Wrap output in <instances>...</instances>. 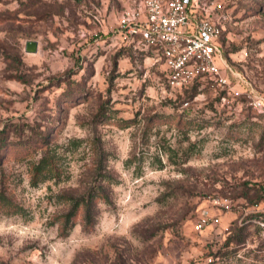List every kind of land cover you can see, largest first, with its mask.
<instances>
[{
	"label": "rangeland",
	"instance_id": "obj_1",
	"mask_svg": "<svg viewBox=\"0 0 264 264\" xmlns=\"http://www.w3.org/2000/svg\"><path fill=\"white\" fill-rule=\"evenodd\" d=\"M130 1L0 0V264H264V0L213 10L238 95L210 78L161 85V65L120 41ZM47 139L60 172L33 185ZM94 185L107 197L93 222L81 206L64 226L66 195ZM203 209L220 221L197 230Z\"/></svg>",
	"mask_w": 264,
	"mask_h": 264
},
{
	"label": "built area",
	"instance_id": "obj_2",
	"mask_svg": "<svg viewBox=\"0 0 264 264\" xmlns=\"http://www.w3.org/2000/svg\"><path fill=\"white\" fill-rule=\"evenodd\" d=\"M218 6L216 0H131L118 16L117 32L124 45L132 44L135 52L161 65V85L174 88L210 78L238 95L228 75V71L235 72L220 42L219 16L213 13ZM261 103L259 97H252L255 107ZM212 203L229 208L227 198H213ZM219 221L220 212L203 209L194 228L200 230Z\"/></svg>",
	"mask_w": 264,
	"mask_h": 264
},
{
	"label": "trees",
	"instance_id": "obj_3",
	"mask_svg": "<svg viewBox=\"0 0 264 264\" xmlns=\"http://www.w3.org/2000/svg\"><path fill=\"white\" fill-rule=\"evenodd\" d=\"M4 18V17H3ZM2 18V19H3ZM123 47L128 46L133 52L135 51L132 44L131 45H122ZM124 49V48H122ZM114 76V75H113ZM106 100L100 103L95 117L100 116L101 113L105 112ZM104 114V113H103ZM3 129H0V150L5 148L8 145L7 139L2 135ZM37 147L41 148V153L37 159L33 160L30 164V183L33 185L38 184L41 181H45L49 178H52L59 174L60 172V154L57 148H53L49 140H44ZM55 147V146H54ZM98 170H105L101 163L97 164ZM100 171V172H101ZM105 172V171H104ZM108 177L110 175L105 174ZM104 176V174H103ZM102 176V178H103ZM107 197L106 191L102 186H90L86 189L84 193L79 196L66 195V199L70 203L68 211L65 213L64 217V226L70 221L73 215L83 206L84 210V221L86 223H92L94 220L95 204L98 198ZM249 225L248 222L236 223L231 227L230 233L226 237L224 245H229L230 243L234 244L231 251H235L239 244L243 243L247 235L249 234ZM238 244V246H237ZM228 250H225L224 253H227Z\"/></svg>",
	"mask_w": 264,
	"mask_h": 264
},
{
	"label": "water",
	"instance_id": "obj_4",
	"mask_svg": "<svg viewBox=\"0 0 264 264\" xmlns=\"http://www.w3.org/2000/svg\"><path fill=\"white\" fill-rule=\"evenodd\" d=\"M38 47V42L35 39H28L25 42V50L29 52H35Z\"/></svg>",
	"mask_w": 264,
	"mask_h": 264
}]
</instances>
